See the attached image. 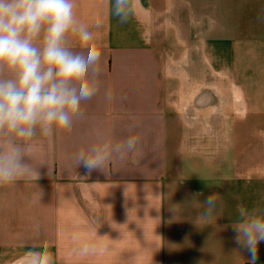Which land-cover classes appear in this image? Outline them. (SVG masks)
Here are the masks:
<instances>
[{
	"label": "crops",
	"instance_id": "crops-1",
	"mask_svg": "<svg viewBox=\"0 0 264 264\" xmlns=\"http://www.w3.org/2000/svg\"><path fill=\"white\" fill-rule=\"evenodd\" d=\"M113 2L75 0L102 86L71 129L33 139L40 179L0 187V264H28L45 244L52 264H248L232 225L238 203L264 207V0H132L125 22ZM130 134L140 142L123 160L72 163ZM213 193L218 216L197 224Z\"/></svg>",
	"mask_w": 264,
	"mask_h": 264
},
{
	"label": "clouds",
	"instance_id": "clouds-1",
	"mask_svg": "<svg viewBox=\"0 0 264 264\" xmlns=\"http://www.w3.org/2000/svg\"><path fill=\"white\" fill-rule=\"evenodd\" d=\"M131 7L132 0H114L113 13L125 22ZM74 9L75 0H0V187L40 179L28 162L33 139L71 129L82 115V105L101 89L97 34L78 22ZM71 36L83 43L82 50L70 46ZM139 142L140 136L132 134L121 141L102 139L75 152L72 163L89 173L103 170L134 152ZM41 196L40 191L37 202ZM221 207L218 193L208 196L196 223L217 217ZM236 213L235 241L247 249L248 264H256L258 245L264 242V207L238 203ZM94 223L99 227V219ZM48 248L45 244L42 252L29 253L28 264H52ZM95 250L90 243L80 248L84 255Z\"/></svg>",
	"mask_w": 264,
	"mask_h": 264
}]
</instances>
